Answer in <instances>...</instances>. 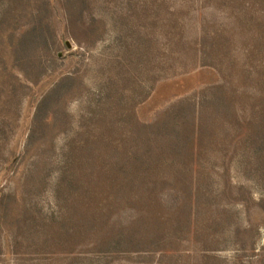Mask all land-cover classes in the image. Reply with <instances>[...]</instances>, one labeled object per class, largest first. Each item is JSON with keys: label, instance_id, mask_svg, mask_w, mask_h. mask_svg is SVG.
<instances>
[{"label": "rangeland", "instance_id": "obj_1", "mask_svg": "<svg viewBox=\"0 0 264 264\" xmlns=\"http://www.w3.org/2000/svg\"><path fill=\"white\" fill-rule=\"evenodd\" d=\"M0 264H264V0H0Z\"/></svg>", "mask_w": 264, "mask_h": 264}]
</instances>
